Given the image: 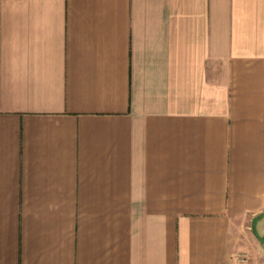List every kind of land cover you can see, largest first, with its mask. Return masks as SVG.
Masks as SVG:
<instances>
[{
  "label": "crops",
  "instance_id": "1",
  "mask_svg": "<svg viewBox=\"0 0 264 264\" xmlns=\"http://www.w3.org/2000/svg\"><path fill=\"white\" fill-rule=\"evenodd\" d=\"M0 264H264V0H0Z\"/></svg>",
  "mask_w": 264,
  "mask_h": 264
},
{
  "label": "built area",
  "instance_id": "2",
  "mask_svg": "<svg viewBox=\"0 0 264 264\" xmlns=\"http://www.w3.org/2000/svg\"><path fill=\"white\" fill-rule=\"evenodd\" d=\"M240 261H242V258H240Z\"/></svg>",
  "mask_w": 264,
  "mask_h": 264
},
{
  "label": "rangeland",
  "instance_id": "3",
  "mask_svg": "<svg viewBox=\"0 0 264 264\" xmlns=\"http://www.w3.org/2000/svg\"><path fill=\"white\" fill-rule=\"evenodd\" d=\"M235 262V261H234ZM241 262V261H240Z\"/></svg>",
  "mask_w": 264,
  "mask_h": 264
}]
</instances>
